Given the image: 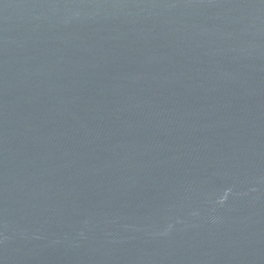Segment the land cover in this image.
Segmentation results:
<instances>
[{"label":"water","instance_id":"95a60500","mask_svg":"<svg viewBox=\"0 0 264 264\" xmlns=\"http://www.w3.org/2000/svg\"><path fill=\"white\" fill-rule=\"evenodd\" d=\"M0 264H264V0H0Z\"/></svg>","mask_w":264,"mask_h":264}]
</instances>
